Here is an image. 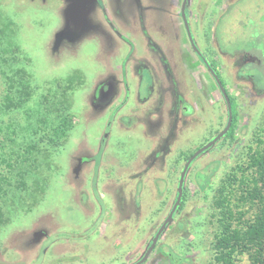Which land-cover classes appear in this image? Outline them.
<instances>
[{"label":"rangeland","instance_id":"rangeland-1","mask_svg":"<svg viewBox=\"0 0 264 264\" xmlns=\"http://www.w3.org/2000/svg\"><path fill=\"white\" fill-rule=\"evenodd\" d=\"M70 5L0 0V264H211L217 189L264 144V0Z\"/></svg>","mask_w":264,"mask_h":264},{"label":"trees","instance_id":"trees-1","mask_svg":"<svg viewBox=\"0 0 264 264\" xmlns=\"http://www.w3.org/2000/svg\"><path fill=\"white\" fill-rule=\"evenodd\" d=\"M191 43L195 46L193 40ZM250 45L252 50H259L260 53L264 50V48L259 47L255 42H250ZM200 58L201 60H204L205 66L208 65L207 68L211 70L212 64L205 62L203 56ZM260 62L261 60L257 61V63ZM257 67L258 66H256L257 71L261 72ZM249 74H251L255 80V76L257 75H254V73L251 72ZM215 77L218 78L216 74L214 75V78ZM219 81L222 85L223 82H221L220 79ZM112 83L113 82H109L108 84H103L101 86L102 89L98 93V100L105 101L114 94L115 85ZM256 90L258 93L264 91V89H260L259 86L256 87ZM225 103L228 112L227 121L229 120L230 123H233L235 121L233 103L230 99ZM66 130L63 132L64 134ZM55 132L58 131L55 130ZM224 134L229 136L230 132H221L213 136L204 145L197 148L196 151H200L197 152L193 158L209 149ZM60 135H62V132H60ZM255 141L256 146L253 148L248 147L245 161L238 165L234 172L230 173L225 187L220 186L217 189V194L220 199L219 201H216V205L219 208V229L215 235L212 246L213 259L211 264H264V144L263 140L258 136ZM211 168L213 169V167ZM206 171L205 173L200 171L195 173L197 186L202 190L207 188L210 181ZM234 185L237 186L239 192L236 197L237 204L232 205L229 198L231 194L229 188L234 187ZM181 201L182 189L178 187V192L170 210V215L178 209ZM245 205H248L252 210L251 215L248 217H245L248 213L247 209L244 208ZM167 256L175 263L178 262L179 259H183L182 257L180 258V256L171 253ZM243 261L245 262L241 263Z\"/></svg>","mask_w":264,"mask_h":264},{"label":"water","instance_id":"water-1","mask_svg":"<svg viewBox=\"0 0 264 264\" xmlns=\"http://www.w3.org/2000/svg\"><path fill=\"white\" fill-rule=\"evenodd\" d=\"M70 2H71V5L69 6V8H68V10H69V12H70V15L74 18V17H77V16H79V15H81V13H82V11L85 9V7L87 6V4L89 3V2H92V1H94V0H69ZM185 1L186 0H183V6H184V3H185ZM183 6H182V11H181V15L184 17V12H183ZM186 22V21H185ZM216 78V81L218 82V84H219V86H220V88H221V90L223 91V87H222V85H221V83H220V81H219V79L217 78V77H215ZM225 100H226V102H227V100H228V98L227 97H225ZM229 125H230V122H229V120L227 121V124H226V126H225V128L221 131L222 133H224V132H226L227 131V129H228V127H229ZM220 132V133H221ZM200 151V150H199ZM199 151H196L193 155H191L190 156V158L188 159V161H187V163L194 157V155L197 153V152H199ZM187 165V164H186ZM185 165V168L187 167ZM184 169H183V171H182V174H181V177H180V180H179V186L178 187H180L181 188V184H182V177H183V173H184ZM169 216H170V213H169ZM168 216V217H169ZM166 221V220H165ZM165 223V222H164ZM164 223L159 227V230H158V232H157V234L155 235V237H154V239H153V241H152V243L150 244V246L148 247V249H147V251H146V253H145V256L149 253V251L152 249V247H153V245H154V243H155V241H156V239L158 238V235H159V233H160V231L162 230V228H163V226H164ZM144 256V257H145ZM144 259V258H143ZM142 259V260H143Z\"/></svg>","mask_w":264,"mask_h":264},{"label":"flooded vegetation","instance_id":"flooded-vegetation-1","mask_svg":"<svg viewBox=\"0 0 264 264\" xmlns=\"http://www.w3.org/2000/svg\"><path fill=\"white\" fill-rule=\"evenodd\" d=\"M82 21H83V20H82ZM78 31H81V25H80V27L78 28ZM192 52L194 53V55H195L196 57H199V56H198V53L195 52V50H193ZM147 75L150 76V75H152V73H151L150 71H147ZM121 77L124 78L125 76L122 74ZM140 78H141V77L139 76V73H137V82H136V86L141 85V81H140L141 79H140ZM139 81H140V83H139ZM109 82H113V81H111V79H109V80H107L106 82H104L103 84H108ZM103 84H102V85H103ZM102 85H100V87L98 88V92L101 91V89H102L101 86H102ZM126 95L128 96V91L126 92ZM184 108H185V107H184Z\"/></svg>","mask_w":264,"mask_h":264},{"label":"crops","instance_id":"crops-1","mask_svg":"<svg viewBox=\"0 0 264 264\" xmlns=\"http://www.w3.org/2000/svg\"><path fill=\"white\" fill-rule=\"evenodd\" d=\"M96 1H99V0H94V1L89 2V3L87 4V6L85 7V9L82 11V15L80 16V17H81V18L79 19L80 22L83 20V14H84V11H85L86 8L89 6V4L94 3V2H96ZM202 64H203V63H202Z\"/></svg>","mask_w":264,"mask_h":264}]
</instances>
